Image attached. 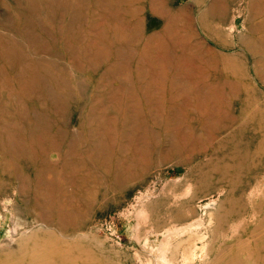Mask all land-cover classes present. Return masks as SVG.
Segmentation results:
<instances>
[{
	"label": "rangeland",
	"instance_id": "1",
	"mask_svg": "<svg viewBox=\"0 0 264 264\" xmlns=\"http://www.w3.org/2000/svg\"><path fill=\"white\" fill-rule=\"evenodd\" d=\"M0 264H264V0H0Z\"/></svg>",
	"mask_w": 264,
	"mask_h": 264
}]
</instances>
